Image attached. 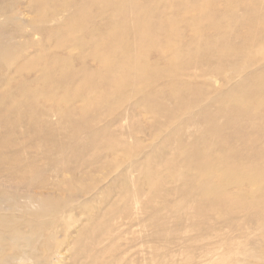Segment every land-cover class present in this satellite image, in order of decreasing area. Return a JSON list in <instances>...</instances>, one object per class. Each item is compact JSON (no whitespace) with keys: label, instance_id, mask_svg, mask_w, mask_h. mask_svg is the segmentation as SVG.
Instances as JSON below:
<instances>
[{"label":"rangeland","instance_id":"1","mask_svg":"<svg viewBox=\"0 0 264 264\" xmlns=\"http://www.w3.org/2000/svg\"><path fill=\"white\" fill-rule=\"evenodd\" d=\"M194 2L195 0H158L145 3V7H142L146 14L152 12L151 10H158L156 14L150 13L153 25L159 24L166 28L173 23L182 26L179 31H170L169 37L167 36L170 39V48L166 49V53L169 51L170 54L177 55V59L171 64L157 56L144 59L141 51L136 48L139 38L137 42L126 44L124 49L135 51L131 61L151 67L150 72L143 70L138 74L133 73L125 69L123 62L124 70H115L113 63L118 56L110 49L103 51L102 55L109 62H104L99 67L110 69L111 66L116 75L120 73L130 82H136L135 76L144 77L137 86L144 93L135 94L132 83L126 89L111 90L106 83L88 79L82 74L76 75V72L68 73L67 67L59 66H55L54 70L50 69L51 71L39 68L27 72L31 79L33 77L36 81H41L40 83L24 86L20 82L18 86L0 85V182L5 178L4 171H7L6 176L9 173H19L18 175L34 182L28 187V191H31L29 195L21 191L22 187L19 185H16L17 189L13 184L0 186V218L12 222L10 224L19 229V236L0 247L1 264H156L161 260H166L168 264H199L205 244L199 241L193 244L191 241L192 238L202 235L194 227L196 223L192 224L193 216H196L195 221L198 224L205 222L210 215L215 222L227 217L235 221L236 225L225 230L237 232L240 228L252 230L254 222L248 220V217L261 214L264 218V197L252 195L246 198L252 203L263 205L258 212L247 213L240 208L236 212L228 211L231 204H215L213 193L205 197L211 194V188L222 187L228 183L223 180L208 181L212 170H219L227 175L239 173L240 177L231 181L235 183L254 178L256 182L253 187L264 190V151L258 152L257 156L253 153L255 147L264 144L262 138L244 132L242 124L238 123L232 132H241L240 139L239 142L230 143L227 149L224 148L223 152L226 150L228 154L227 159L214 158L208 165L205 163L202 167L195 166L196 168H189L187 161L191 157L185 149L179 148L191 145L193 150L206 156L223 148L219 138H210L206 136V132L212 125H226V120L217 116V107L226 105L227 102L223 100L216 104L212 100L215 95L227 92L230 88L223 80V74L230 70L218 69V75H208L202 79V89L210 86L206 94L208 96L205 100H200L202 103L199 101L193 105L194 96L184 88L182 82L187 79L179 73L180 68L187 63H208L206 68H217L214 61L209 62L210 55H220L222 50L241 46V39L245 36L260 39L262 34L258 32L257 21L264 17V0H235L236 4L232 9H228L231 0H209L211 5L218 7V15L205 19L192 15L193 12H198ZM113 4L107 2L104 5L106 15L111 13L108 11L110 8H117ZM84 5L90 6L91 12L95 9L90 5V0H0V71L12 74L17 63L19 65L26 58L39 56V51L55 54L56 39L64 38L67 34L53 30L46 36L37 27L42 25L54 29L70 25L81 19L77 12ZM136 8L132 2L128 10L134 11ZM100 24L101 19L96 20L95 25ZM206 27L213 28L214 32L207 33L204 30ZM150 29L153 30L152 34L145 37V40L142 38L143 42L152 46L164 40L163 32L159 34L151 26L148 30ZM104 46L105 43L101 42L98 47ZM261 47L264 48V45ZM81 49V43H75L67 51L75 56ZM61 55L66 54L61 53L59 56ZM42 59L46 57L43 56ZM261 63L262 61L258 62L256 68L254 66L248 71L261 68ZM163 68L166 71L162 73ZM62 71L67 75H59ZM158 79H161L158 87L165 84L168 85L167 90L163 95H156L149 101V91L156 94L157 89L149 88L148 82ZM15 91H19V97L14 96L13 100L16 106L5 97L9 92L10 95L15 94ZM55 91L65 96L63 104L59 106L61 115L51 117L49 125L37 124L34 127L38 121V109L43 106L39 103L36 106L28 105L25 102L33 98H43L47 92L46 97L52 98ZM3 93L6 94L3 96ZM255 101L254 99L251 103ZM160 104L164 105L162 113L154 115L149 111L150 106ZM208 105H211L212 120L208 118L197 121L196 124L192 123V118ZM81 108L87 110L86 115H80ZM124 110L128 111L129 117L122 124L128 132L115 127L113 123V119ZM101 112L109 114L100 123H94L93 116ZM215 116L217 118H213ZM164 122L168 128L161 127ZM6 132H12L10 138L5 135ZM176 132H180L178 136ZM40 135L42 138L47 137L46 142H41ZM169 135L176 138L164 142ZM122 137L127 139L124 145L119 144ZM16 138H24L19 140L25 143L22 148L11 145ZM35 143L43 147L41 152L28 149L30 144ZM248 154L255 155L252 162L243 160ZM33 158L35 160L32 170L21 173ZM132 163L140 164V171L133 173L131 180L117 179L118 173ZM75 164L90 167L83 179L68 172L62 174L63 168H73ZM255 164L258 168L252 169L251 166ZM175 174H181V177L178 180L173 179ZM202 181L206 182L201 185ZM151 184L162 185L163 188L158 194L148 193ZM199 184L201 189H194ZM175 186H179L180 191H175ZM32 191L42 193L45 198L49 197L59 211L55 214L40 212L43 200H30ZM130 201L138 205L139 209L134 212L143 227L139 223H133L129 231L123 230L126 233L124 237L117 238L114 235L116 232L110 231V225L104 227V224H99V220L102 216H106L107 220L113 218V215L123 216V209ZM111 204L116 211L107 213ZM66 205L69 207H65ZM232 214L236 216L233 217ZM106 227L109 232H105L108 230ZM160 234V239H157L156 236ZM27 244H30L29 247ZM11 247L16 248L19 255L10 256L8 251ZM233 258L231 257V262Z\"/></svg>","mask_w":264,"mask_h":264},{"label":"bare ground","instance_id":"2","mask_svg":"<svg viewBox=\"0 0 264 264\" xmlns=\"http://www.w3.org/2000/svg\"><path fill=\"white\" fill-rule=\"evenodd\" d=\"M150 1H158V0H90V5L95 7L94 11L91 12L92 8L90 6H85V5L82 6V9H80L79 12H77L79 17H81V19L73 21L70 25L67 24V25L59 26L54 29H48L38 24L40 27H37V30H39V32L42 31L44 34H46V36H48L47 34L52 32L53 30L58 31L59 33H66L67 36L64 38L59 37L56 39L55 54L50 55L48 52H45L44 50L39 51L40 53L39 56L33 58H26L22 60L23 63L19 65H17L18 64L17 63L15 65V70L12 72V74L4 73L0 71V85L18 86L17 84L20 82L21 86H24L29 83H33V84L40 83L41 81L38 82L33 77L31 79L30 75H28L27 72L32 70L35 71L36 69L39 68L54 70L55 66H59L62 68L67 67L66 72L68 73L76 72L77 73L76 75L82 74V76L88 79L97 80L98 82L106 83V85H109L111 90L113 89L123 90L128 88L129 84L132 83L133 84L132 88L133 87L135 88L134 90L135 94L144 93V90L142 88L137 87L138 83L143 81L144 77L135 76L134 80L136 82H130L126 78H124L122 74L119 73L118 75H116L115 73V70H122V71L124 70L122 69L123 68L122 62L124 63L125 69L132 71L133 73L138 74L143 70L150 72L151 67H146L143 66L142 64H137V62H132L131 59L134 56L135 51L130 49L126 50L124 49V46L126 44L130 45L132 41L137 42V39L139 38L140 41L137 42L138 45L136 48L141 51L144 59H147L151 56H157V58H159L160 60H166L171 64V62L177 59L176 58L177 55L175 53L170 54L169 51L166 53V49L170 48L169 46L170 39L168 40L169 32L179 31L180 28H182V26L175 25L173 23H171L166 28H164V26H160L157 23H155L157 25H153V21L150 20V13L156 14L158 10H151L152 12L147 14L142 11V7H145V3H148ZM159 1L162 2L163 0H159ZM207 1L208 4H206V0H198V2L197 0H195L194 3L196 4L198 12H193L192 15L199 16L198 17L199 19H205L211 16L213 17L217 16L218 7H216L214 4L211 5L209 0ZM107 2L114 3L113 6L117 7L116 8L117 10L114 9V7L110 8L108 11H110L111 13H107L106 15V11L103 10V8L104 5L107 4ZM132 2L137 7L134 11L131 9L128 10V7ZM234 4H236L235 0H231L228 9L234 8ZM88 12H90V14H87ZM99 19H101V24L99 26H96L95 22L96 20L98 21ZM257 24H258L257 25L258 32L262 34L260 39H256V38L252 39V38H248L250 36H245L244 38L241 39V42L243 43L241 46L234 48L231 47L229 50H222L220 51V55L209 56V62L214 61L216 63L215 66L217 68L215 67L206 68L208 63L206 65H202L201 63L198 64L187 63L182 68H180L179 73L182 76L186 77L187 79L185 82H182V84L184 85V88L189 90V93L192 96H194L192 99L193 105H196L200 100H205L206 96H208L206 94L210 86H208V88L204 87V89H202L200 86L202 85L201 83L202 79L206 78L208 75L209 76L215 74L218 75L219 74L217 72L218 69L222 70L224 68H228L230 70L229 73L223 74V80L225 81L226 84L230 85L229 90L227 92L218 93L217 95L214 96L212 100V103H216V104L222 103L223 100L227 102L226 105H221L217 107V109L219 110V114L217 116L224 118L226 120V125L219 127L212 125L209 128L208 132H206V136L210 138H214V139H216V137L219 138L220 139L219 141H221L223 148L219 151L210 152L206 156L202 152L201 153L203 155H200V152H196L195 150H193L191 145L186 146L185 148V145L182 144L183 146L179 148L183 150L185 149L184 151L188 154L189 157H191L187 161L189 168L191 167L196 168L195 166L202 167L201 165L204 166L205 163L206 165H208L209 162L214 158L227 159L228 154H226V150L223 152L224 148L227 149V146L230 143L234 141H238L240 139L239 135L241 132H232L233 127L238 123L242 124L244 132H250L254 137L262 138L264 140V64H263L264 48L261 47L262 45H264V17H262L259 21H257ZM150 26L155 29V32L158 31L159 34H161L162 32L165 34L164 40L162 41L160 40L159 42H157V44H153L152 46L146 44L141 40L142 38L145 40V37H148L150 34H152L153 30L152 29L148 30ZM204 30H206L207 33L214 32V29L211 27H206L204 28ZM101 42L105 43V46L103 48L98 47ZM231 42L230 44H234V42L232 43ZM75 43H81L82 49L80 50L79 53H77V55L71 56L67 50L70 49L72 44ZM192 45L194 46L195 43H192ZM106 49H110V51H112L115 56H118L115 62L113 63V67L115 70L111 66L110 69L99 67L104 65V62H109L104 58L105 56L102 55L103 51ZM61 53H64L67 56L66 55L59 56ZM43 56H45L46 59L43 60L42 59ZM111 60L112 57L110 58V62L113 61ZM261 61H262L261 65L258 64L261 66V68H258L256 70H254L253 68L252 71H248L251 70L250 68L254 67L258 62ZM203 66H205V68H203ZM256 67L257 66H255V68ZM163 71L165 72L166 69L163 68L162 73ZM59 75L64 76L67 74L64 71H62L59 72ZM160 82L161 79H158L157 81L154 82L153 81L148 82L149 88L151 89L156 88L157 91L156 94H154L152 91H149L147 100L150 101L156 95L160 96L165 93L168 85L163 84L160 87H158L159 85L157 84ZM13 83L15 85H13ZM18 92L15 91V94H11V95L9 94L10 92L7 94L3 93L2 95L4 96L6 94L5 97H8L11 100V102H13V104L16 106V103L13 100H15L14 96H18L17 95ZM47 93L44 94L43 98L40 97L33 98L32 100L25 102L28 105L36 106L37 103H39L43 106V108L40 107L38 109V121L35 122V124L33 125L34 127L37 124L49 125L51 122L50 120L51 117H54L57 114L61 115L62 113L60 112L59 106L63 104L64 102L63 97L65 96L61 95L59 91H55L54 94L52 93L53 97L48 98L46 97ZM146 94L147 92L144 94V96H146ZM254 99L256 100L255 103H251V101H253ZM163 110H164L163 104L150 106L149 108V111L154 115H158L159 113H162ZM79 112L80 115L84 116L86 115L87 110L81 108ZM168 113L169 112H167V114ZM108 114L109 113H104V112L95 114L93 116V122L100 123L102 120L105 119L106 115ZM128 115H129L128 111L124 110L120 116L113 119L114 126L119 127L120 129L123 130L124 127L122 123L128 120L129 117ZM132 115L134 116V114ZM217 116L213 118H217ZM210 117H211V105H208L205 106L202 110H200L198 114L192 118L191 121L192 123L194 122V124H196V122L197 121L199 122L200 120H205L208 118L212 120V118ZM250 121L253 123H250ZM231 122H234L232 126H230ZM161 127L168 128L169 126L167 125V123L164 122V124ZM78 128H80V124L78 125ZM124 130L128 132L126 129ZM179 133L176 132L175 134H177L178 136ZM11 134L12 132L5 133V135H8V138L11 137ZM124 137L120 138L119 144L124 145L126 143L125 140L127 139H125L126 137L125 138ZM174 137L176 138V136L174 135H169L168 137L165 138L164 142H168ZM22 139L16 138V141L14 142L12 141L13 143L11 142V145L17 148H22V146H24L25 144L24 142L19 141ZM40 140H42L41 142H46L47 137L42 138V136L40 135ZM31 141L32 139H30V143ZM28 149L33 150L35 152H39V151L41 152L43 150V147L40 146L39 143H35L34 145L30 144ZM260 151H264V144L262 146L255 147L253 149V153L256 156L257 153ZM251 155L252 154H248L243 160L247 159V162H250L251 159L255 156V155L254 156ZM150 156L151 155H149L148 158H150ZM5 158L10 160L9 157H5ZM34 160L35 159L33 158L30 161V164H28V166L24 168L21 173L32 170ZM89 168H90L89 166L82 167L81 164H75L73 168L66 167L65 168L66 170H64L63 168L62 174L64 175L65 172L66 173L68 172L76 178L83 179L85 174L87 173L86 171H88ZM140 168H141L140 164L138 163L129 164L128 168L125 167L123 170H121L116 176V178L123 181L131 180L132 174L139 172ZM251 168L257 169L258 166L255 164L252 165ZM6 173L7 171H4L5 178L0 182V186L5 184H9V185L13 184V186L16 187V185H19L20 187H22L21 191H24V193H27V195H29L31 191L30 192L28 191L29 190L28 187L32 185L34 182L25 179V176L18 175L19 173L18 174L9 173L7 176ZM56 175L58 176L59 174ZM239 175L240 174L236 172L227 175L220 173L219 170L216 171L212 170L210 174L211 177L208 178V181L223 180L224 182L227 181L228 183L226 185H223L222 187L215 186L214 188H211L209 191V193L211 194L206 195L205 197L211 196L213 193V195L215 196L213 202L215 204H218L219 206H226L227 204H231L228 207V208L231 207L228 211L236 212V210L240 208L243 209L245 213L249 211L258 212V210L262 209L263 205L261 206V204H259L258 202L252 203L248 201V199L246 198H249V196L251 197L252 195L262 198L264 197V190L255 189L253 187V184H255L256 180L251 177L244 182H240V183L231 182L232 180L238 179L240 177ZM178 177L180 178L181 174L179 176L175 174L173 179L178 180L179 179ZM205 182L206 181H202L201 185H203V183ZM24 183L29 185H25ZM201 185L199 184L194 189L196 190L201 189ZM23 188H25L26 190ZM40 188L41 190L43 189V187ZM162 188H163L162 185L156 186L151 184L148 187V193L158 194V192H160ZM141 189L143 188H140V190ZM174 189L175 191H180L179 186H175ZM32 192H33V194H31L32 197H29L30 200H34V201L43 200L42 201L43 204L40 205V207L42 208L40 212L46 211L48 213L55 214L56 212L59 211V209L55 206V204H52L50 202L49 197L45 198L42 195V193H39L40 194L39 195L36 191H32ZM67 206L68 205H66L65 207ZM138 209H139L138 205L134 204L133 201L132 202L130 201L123 209V216L113 215V218L108 220L106 216H102L99 220V224L100 225L104 224V227L110 225L109 226V228H111L110 231L116 232L114 234L115 237L122 238L126 235V233L123 230L126 229V231H129V228H131V225L133 223H139V226L143 227L142 223L140 222L141 220L134 212ZM115 211H116L115 206H113L112 204L107 208V213L108 212L114 213ZM232 216L235 217L236 215L234 216V214H232ZM195 218L196 216H193L192 224L195 225L196 223V226L194 227L198 228L199 231L202 233V235H199L196 238H192L191 241L193 244H196L197 241H199L200 243L203 242L205 244V251L203 252L201 260L198 262L199 264H209L210 262H212V264L215 263L220 264L221 262H228V264H231L232 262H233L232 264H236L238 262H241L240 264H264V220H263L264 218H262L261 214L247 218L248 220L254 222V226L252 227V230L246 228H244L243 230L242 228H240V231L238 232L236 230H231V231L225 230V228L232 229V226L234 224L236 225L235 221L233 222V220H230L227 217L220 222L219 220L215 222L210 215L207 218V220L205 222H202L201 224H198L197 221H195ZM237 220H239V217ZM6 221L7 220H5L4 218H0V232H1L0 247L1 246L3 247V245H5V242L9 240H14L17 236H19V231H18L19 229L17 230V228H14L15 226L13 227L10 224L12 222L9 223ZM27 222L28 221H26V223ZM239 224H237V226ZM105 229H108V227H106ZM105 232H109V229L105 230ZM105 232L103 236H105ZM159 236L161 237V234L156 236V238L158 239ZM77 238H79V236H77ZM134 239L136 238L134 237ZM176 240L178 241V238H176ZM162 241L164 242V240ZM33 248H35V246ZM9 250L10 251L8 252H10V256L15 257L19 255V253H17L16 248L11 247L9 248ZM54 254L56 253L54 252ZM57 256H59L58 252H57ZM231 257H234L232 262L230 261ZM18 261L20 260L18 259ZM119 264H126V263L120 262ZM156 264H168V263L166 260H161L156 262Z\"/></svg>","mask_w":264,"mask_h":264}]
</instances>
